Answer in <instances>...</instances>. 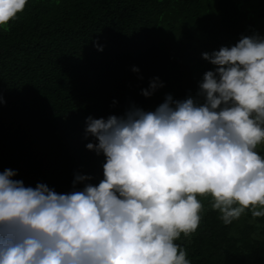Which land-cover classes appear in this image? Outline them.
I'll return each instance as SVG.
<instances>
[{
  "label": "clouds",
  "instance_id": "9594fccd",
  "mask_svg": "<svg viewBox=\"0 0 264 264\" xmlns=\"http://www.w3.org/2000/svg\"><path fill=\"white\" fill-rule=\"evenodd\" d=\"M27 3L0 0V26ZM201 55L215 67L196 97L167 94L154 111L131 104L120 116L86 118L94 142L85 147L105 157L98 184L77 173L61 194L0 172V264H191L175 241L198 229V197H212L224 225L246 210L264 217V36ZM163 86L154 77L141 95Z\"/></svg>",
  "mask_w": 264,
  "mask_h": 264
},
{
  "label": "trees",
  "instance_id": "16d2710c",
  "mask_svg": "<svg viewBox=\"0 0 264 264\" xmlns=\"http://www.w3.org/2000/svg\"><path fill=\"white\" fill-rule=\"evenodd\" d=\"M262 20L264 0H28L0 26V172L61 194L77 173L98 184L105 157L85 147L86 118L196 97L215 67L201 54L234 46ZM154 77L164 86L144 97ZM198 199V229L175 241L191 264H264V217L246 210L224 225L212 197Z\"/></svg>",
  "mask_w": 264,
  "mask_h": 264
},
{
  "label": "rangeland",
  "instance_id": "374dc122",
  "mask_svg": "<svg viewBox=\"0 0 264 264\" xmlns=\"http://www.w3.org/2000/svg\"><path fill=\"white\" fill-rule=\"evenodd\" d=\"M254 30V32H257L261 36H264V20L257 22L256 25H254Z\"/></svg>",
  "mask_w": 264,
  "mask_h": 264
}]
</instances>
